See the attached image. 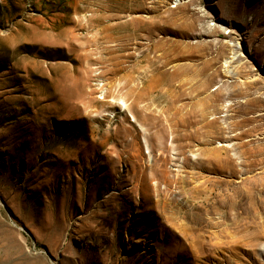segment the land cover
I'll list each match as a JSON object with an SVG mask.
<instances>
[{
  "label": "rangeland",
  "instance_id": "374dc122",
  "mask_svg": "<svg viewBox=\"0 0 264 264\" xmlns=\"http://www.w3.org/2000/svg\"><path fill=\"white\" fill-rule=\"evenodd\" d=\"M0 264H264V0H0Z\"/></svg>",
  "mask_w": 264,
  "mask_h": 264
},
{
  "label": "bare ground",
  "instance_id": "6f19581e",
  "mask_svg": "<svg viewBox=\"0 0 264 264\" xmlns=\"http://www.w3.org/2000/svg\"><path fill=\"white\" fill-rule=\"evenodd\" d=\"M97 24L98 25L100 24L102 27L101 30L104 31L105 35L103 36L104 37L103 44L105 45V48L108 50L110 48H108L107 42L111 38H109L110 34H108L107 30L110 29L111 27L108 24H104L100 21L93 23L92 26L95 27ZM126 45H127V42L125 41H122L119 43L121 52L127 48ZM125 57L126 55L124 54H120L118 56V60H119L118 71L120 72L119 78L123 80V82H121L120 84V88L125 89L126 92L134 98V106L139 112V118H137L134 121H137L143 124L145 120L148 119V117H151L152 115L151 106L153 105L154 101L157 99V95H155V93L162 92L168 98L169 105L166 111H168L172 120H174L175 123L180 122L182 125H184L187 128H189L190 126L197 127L198 122L196 120H193V117H196V116L201 117L202 115H204V110L202 109V111H200L198 107L200 102L196 104L194 103L195 108L193 110L192 109L188 110L186 115L190 114L189 117H185V115H182V116L180 115L178 117L177 114L179 112V109L177 105H175V102L178 101L181 95L188 94V93L190 94L194 91L193 87L187 86L189 81L191 80V77L188 76V77L182 78V71L179 69H177L172 74L164 70L161 71L160 72L161 75H158V76L154 74V72L153 74L152 73L145 74L144 71L143 72L141 71V67H143V62L146 61V56L142 55L138 58L136 57V59L133 61L132 65H130L129 68H127V66L125 65V62H126ZM234 58L235 56L233 55L230 59L226 60L227 66H230V64L234 62ZM130 68L133 69L134 73H136L135 78L133 76L135 80L132 78L131 73L128 74V70ZM131 78L132 80H134L133 84H132ZM110 102L114 105L118 104L122 109L124 108V112L128 110L127 109L128 105L124 100L121 101L116 98H113L110 100ZM143 102H146V103L142 104ZM147 110H148V112H146L147 114L146 115L143 114V112ZM105 115L108 116L109 113H105ZM136 131L137 132L135 133L134 138L132 139V142H131L132 144L139 143L138 137L140 136V130L136 128Z\"/></svg>",
  "mask_w": 264,
  "mask_h": 264
}]
</instances>
